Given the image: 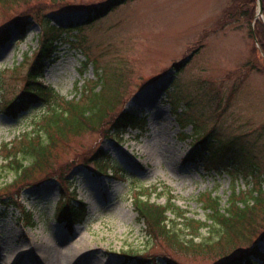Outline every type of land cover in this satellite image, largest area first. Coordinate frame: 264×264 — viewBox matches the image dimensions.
I'll list each match as a JSON object with an SVG mask.
<instances>
[{
    "label": "rangeland",
    "instance_id": "374dc122",
    "mask_svg": "<svg viewBox=\"0 0 264 264\" xmlns=\"http://www.w3.org/2000/svg\"><path fill=\"white\" fill-rule=\"evenodd\" d=\"M110 1L0 4V31L12 30L11 40L0 50V187L3 200L11 202L6 209L0 203V264H122L124 251L159 264H217L230 257L231 253L196 246L177 250L174 240L169 246L151 241L132 200L149 188L151 196L139 194L140 199L163 205L172 195L189 217L205 222L201 194L211 192L225 206L233 189H247L244 178L232 180L185 162L192 151L193 123L200 133L211 130L220 140L237 137L264 170V69L260 70L249 35L250 21L240 15L234 22L222 21L236 0H123L104 13H94ZM241 1L240 9L255 8L251 24L263 20L256 14V0L253 6L251 0ZM46 22L60 33L61 43L41 81L44 87H52L66 100L78 99L84 89L95 86L98 75H105L128 90L125 105L116 110L144 112L148 119L143 133L128 134L120 144L107 138L103 128L70 137L49 157L52 179L18 192L8 187L14 172L3 167V147L35 123L42 125L47 104L30 106L18 118L4 111L24 91ZM178 117L192 123L181 129ZM98 150L110 155L112 176L95 174ZM59 176L72 181L76 198L87 204V217L70 229L56 217L61 195L54 178ZM63 190L70 193L66 183ZM23 209L31 211L32 226L21 222L28 218ZM260 219L263 232L261 215ZM212 230L202 228L196 243L213 241L217 233ZM245 245L233 247V255Z\"/></svg>",
    "mask_w": 264,
    "mask_h": 264
},
{
    "label": "trees",
    "instance_id": "16d2710c",
    "mask_svg": "<svg viewBox=\"0 0 264 264\" xmlns=\"http://www.w3.org/2000/svg\"><path fill=\"white\" fill-rule=\"evenodd\" d=\"M20 1L28 0H0V4ZM122 1L111 0L104 7L93 11L96 14L104 13ZM241 3L242 1L236 0L232 7L225 11L222 21L226 20L229 23L234 18L235 21L239 15L250 21L249 35L254 45L257 41L259 49L255 48L260 59V70L263 71L264 22L257 21L253 27L251 23L254 21L255 8L240 9L243 5ZM249 4L255 5V0H251ZM262 13L264 18V0H262ZM91 17L89 16L88 19ZM23 24L25 22L17 27H22ZM26 24L30 23L26 21ZM11 32L9 28L0 31V50L11 40ZM59 35L60 33L46 22L38 35L37 48L27 70L24 91L17 99L7 104L4 111L7 115L18 118L30 106L43 102L47 104V110L42 116L44 119L42 125L36 126L35 123L31 131L3 147L5 149L3 167L14 172V179L8 187L17 188L18 192L25 188L39 187L46 180L52 179L53 171L47 170L49 157L60 143L70 137L79 136L83 131L96 132L103 128L105 132L103 134H106L107 138L120 142L128 130L140 128L143 124V117L135 114L134 111H117L120 105L124 106L126 103L124 94L127 89L123 90L122 87L116 86L119 82L111 77L98 75L97 83L93 88L84 89L78 99L70 100L59 97L53 88L41 84L39 80H42L45 69L52 64L54 53L60 43ZM175 66L179 68L182 64ZM186 122L181 121V126L185 127ZM194 145V151L188 161L198 162L197 164H202L207 170L226 173L232 180L244 178L247 189L237 192L232 190L225 206H222L218 196H213L211 193L200 195L199 202L207 216L205 222L189 217L186 211L172 201V197H169L165 204L159 205L140 199L139 194L151 196L150 189L149 192L140 191L135 193L132 202L137 219L146 226L151 241L161 240L169 246L174 240L177 250L181 251L193 250L196 246L206 251L231 253L230 257L227 256L217 264H264V231L260 230L261 219L259 221L260 215L264 219V170L255 161L256 157L251 149L239 144L237 137L220 141L214 139L212 134L204 137L199 135ZM96 157L98 159L95 161V167L99 170L97 174H107L106 169L101 168V164L109 166L112 162L110 156L98 150ZM252 178L255 179L254 183L247 181ZM54 179L59 182L61 195L56 209L57 220L64 221L68 227L82 222L88 215L87 205L76 198L74 183L63 176ZM64 183L70 191L67 195L63 190ZM2 188L3 186L0 187V203L6 209L11 206V202L3 200ZM22 213L23 216L28 217L27 221L22 220L23 224L32 226L34 223L31 211L27 212L23 209ZM204 227H212V232L217 233L216 238L207 241L205 245L195 241L196 238H200V230ZM241 244H246L244 246L246 249L233 255L231 249ZM158 261L141 253L123 252L122 264H159ZM163 262L172 264L168 261Z\"/></svg>",
    "mask_w": 264,
    "mask_h": 264
},
{
    "label": "water",
    "instance_id": "95a60500",
    "mask_svg": "<svg viewBox=\"0 0 264 264\" xmlns=\"http://www.w3.org/2000/svg\"><path fill=\"white\" fill-rule=\"evenodd\" d=\"M259 7L261 9V0H258Z\"/></svg>",
    "mask_w": 264,
    "mask_h": 264
},
{
    "label": "bare ground",
    "instance_id": "6f19581e",
    "mask_svg": "<svg viewBox=\"0 0 264 264\" xmlns=\"http://www.w3.org/2000/svg\"><path fill=\"white\" fill-rule=\"evenodd\" d=\"M127 92H128V90H127Z\"/></svg>",
    "mask_w": 264,
    "mask_h": 264
}]
</instances>
